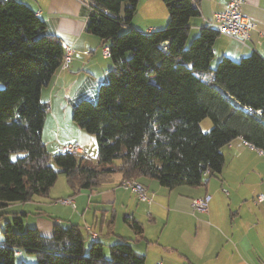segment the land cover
Returning <instances> with one entry per match:
<instances>
[{
    "label": "trees",
    "instance_id": "1",
    "mask_svg": "<svg viewBox=\"0 0 264 264\" xmlns=\"http://www.w3.org/2000/svg\"><path fill=\"white\" fill-rule=\"evenodd\" d=\"M87 1L86 32L108 46L112 62L96 101L82 98L72 107V120L96 136L95 163L47 151L48 104L40 91L58 70L63 45L29 5L0 1V264H16L17 251L37 264H144L128 239L109 244L105 258V243L90 239L87 249L77 224L55 223L45 236L25 226L21 212L4 210L46 196L59 173L74 192L98 188L116 173L121 182L152 178L168 188L197 186L220 173L222 148L233 139L264 151V59L255 52L221 56L212 68L218 31L205 25L188 42L199 0H162L166 24L146 31L131 24L138 0ZM206 117L211 127L203 132ZM125 222L142 232L134 218Z\"/></svg>",
    "mask_w": 264,
    "mask_h": 264
},
{
    "label": "crops",
    "instance_id": "2",
    "mask_svg": "<svg viewBox=\"0 0 264 264\" xmlns=\"http://www.w3.org/2000/svg\"><path fill=\"white\" fill-rule=\"evenodd\" d=\"M16 1L29 5L45 22L47 31L73 49L68 68L58 69L40 91L41 100L48 104L42 128L46 149L55 154L64 144H75L82 151L78 156L87 157L86 148L93 151L96 140L72 120V107L82 98L94 101L112 67L110 57L102 54L99 37L86 32L89 8L84 0ZM143 1L156 8V15L149 14L140 27L133 22V27L140 31L161 28L168 18L164 3ZM226 1L199 0V14L190 19V31L210 25L214 14L225 9ZM240 11L256 22L257 29L246 45L219 35L213 44L214 57L239 59L255 52L264 59V0H246ZM222 153L220 173L201 185L168 188L156 179H137L145 186L150 202L139 200L133 190L121 186L122 177L116 173L93 190L68 191L73 208L67 206L70 211L65 214L47 211L44 200L35 196L4 210L21 212L23 222L33 217V227L45 236L59 223L63 227L79 225L85 245L91 233L107 245L128 239L144 255V264H264V151L235 138ZM204 195L210 196L207 210L193 211L191 199ZM126 216L140 223L141 233L127 225ZM5 218L11 220L10 216Z\"/></svg>",
    "mask_w": 264,
    "mask_h": 264
},
{
    "label": "built area",
    "instance_id": "3",
    "mask_svg": "<svg viewBox=\"0 0 264 264\" xmlns=\"http://www.w3.org/2000/svg\"><path fill=\"white\" fill-rule=\"evenodd\" d=\"M246 0H227L225 9L221 12L214 14L212 22H210L220 35L234 39L242 45H246L247 40L250 37L252 31L257 29L256 22L244 15L240 8L245 3ZM89 9L88 1H83ZM103 56H109L108 46L102 47ZM73 55V49L68 45H63V57L59 65L60 70H65L68 68ZM249 146L253 147L248 143ZM62 153H71L75 155H80L82 153L81 149L75 144H64L62 146ZM204 176L208 175V171L203 173ZM121 186L130 188L133 190L137 198L141 201L150 202L151 198L146 192L144 185L139 183L137 180H125L120 183ZM225 191V189H224ZM210 201L209 195H204L202 197L192 198L190 205L193 211L202 212L207 210ZM63 203H72L71 198L61 199ZM91 233V232H90ZM91 240H95V235L91 233Z\"/></svg>",
    "mask_w": 264,
    "mask_h": 264
},
{
    "label": "rangeland",
    "instance_id": "4",
    "mask_svg": "<svg viewBox=\"0 0 264 264\" xmlns=\"http://www.w3.org/2000/svg\"><path fill=\"white\" fill-rule=\"evenodd\" d=\"M145 2L146 1H143V3H142V0H138L137 12L134 15L133 19L131 20L132 23L136 22L138 27H140L141 24L146 20V18L149 17V14L154 16V15H156V12H157L155 7L154 8H149L148 4L146 5ZM126 4H127V2H124V5H126ZM164 8H165V13H167V17H168L167 9H166V7H164ZM194 17H192V18H194ZM166 22H167V20H166ZM166 22H165V24H166ZM164 25L161 26V27H164ZM135 29L140 31L137 28H135ZM158 29H161V28H158ZM126 30H127L126 27H122L121 28V33L125 32ZM198 33H199V30H197V32H194V30H191L190 34H189L188 42H190L193 39V37H195ZM218 59L219 58L213 57V59L211 61V67L212 68H214L216 66V63H217ZM0 87H2V86L0 85ZM200 127H201L203 132L209 131V129L211 127L210 118L209 117L204 118L200 122ZM90 136H92V138H94L96 140V136L95 135L90 134ZM93 147H94L93 151L90 150V148H86V155H87V159L89 161L95 163L96 162V154H97V143H96V146H93ZM15 156H16V154H13L11 156V158L13 159ZM68 191L70 193V192H72V189L69 187V185H68V183H67V181L65 179V176L62 173H59L56 182L54 183V185L49 190L50 193L48 192V194L46 196H38L37 195V196H35V198L44 200L45 207H46L47 211H51V210L55 209V211L57 213L65 214L67 211H70V209L67 206H71L73 208V206H72L73 203H70V204L67 203L66 204V203L61 202V199L68 198L67 197V194L69 195ZM54 202L56 204L55 206L53 205ZM24 223L26 224V226L31 224L28 227H33V223H34L33 217H29L28 219L25 220ZM3 225H4V221L0 220V227H3ZM1 237L2 236H1V233H0V238ZM86 245H87L86 248L88 249V247L90 245V241H88V243H86ZM22 254L23 255H21V256H18V255L16 256V264H20L23 261H24L25 264H37L36 259H35V257L33 255H30V254H27V253H22ZM104 257L105 258H109V252H108V245L107 244L104 246Z\"/></svg>",
    "mask_w": 264,
    "mask_h": 264
},
{
    "label": "water",
    "instance_id": "5",
    "mask_svg": "<svg viewBox=\"0 0 264 264\" xmlns=\"http://www.w3.org/2000/svg\"><path fill=\"white\" fill-rule=\"evenodd\" d=\"M238 105V103H236ZM264 124V121L262 122Z\"/></svg>",
    "mask_w": 264,
    "mask_h": 264
}]
</instances>
